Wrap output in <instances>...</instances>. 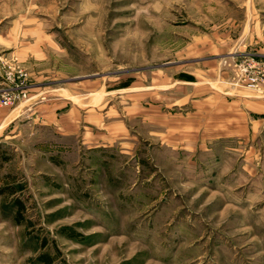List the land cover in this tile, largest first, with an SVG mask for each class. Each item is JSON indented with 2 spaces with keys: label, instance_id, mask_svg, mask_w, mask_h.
I'll return each instance as SVG.
<instances>
[{
  "label": "rangeland",
  "instance_id": "obj_1",
  "mask_svg": "<svg viewBox=\"0 0 264 264\" xmlns=\"http://www.w3.org/2000/svg\"><path fill=\"white\" fill-rule=\"evenodd\" d=\"M244 1L0 0V264H264Z\"/></svg>",
  "mask_w": 264,
  "mask_h": 264
},
{
  "label": "crops",
  "instance_id": "obj_2",
  "mask_svg": "<svg viewBox=\"0 0 264 264\" xmlns=\"http://www.w3.org/2000/svg\"><path fill=\"white\" fill-rule=\"evenodd\" d=\"M243 3L247 4L245 11L241 17L238 16L236 19L237 30L242 36V44H238L236 49H240L245 56L264 57V0H245ZM4 40L7 39L4 38V33L0 32V44ZM17 109L15 105L11 108L0 107V136L15 122V118L20 113ZM0 244H2L1 241Z\"/></svg>",
  "mask_w": 264,
  "mask_h": 264
},
{
  "label": "built area",
  "instance_id": "obj_3",
  "mask_svg": "<svg viewBox=\"0 0 264 264\" xmlns=\"http://www.w3.org/2000/svg\"><path fill=\"white\" fill-rule=\"evenodd\" d=\"M240 79L247 87L257 89L264 84V59H252L242 62L238 68ZM8 95L2 99L3 104H9L14 98Z\"/></svg>",
  "mask_w": 264,
  "mask_h": 264
},
{
  "label": "trees",
  "instance_id": "obj_4",
  "mask_svg": "<svg viewBox=\"0 0 264 264\" xmlns=\"http://www.w3.org/2000/svg\"><path fill=\"white\" fill-rule=\"evenodd\" d=\"M183 76H186V77H188V78H193V76L188 75V74H183Z\"/></svg>",
  "mask_w": 264,
  "mask_h": 264
}]
</instances>
